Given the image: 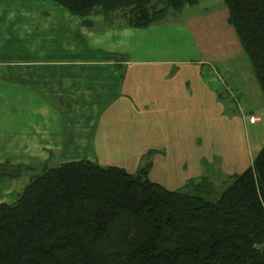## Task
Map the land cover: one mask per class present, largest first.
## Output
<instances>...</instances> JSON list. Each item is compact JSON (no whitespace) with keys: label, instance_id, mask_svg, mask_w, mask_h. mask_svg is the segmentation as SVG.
Here are the masks:
<instances>
[{"label":"crops","instance_id":"crops-1","mask_svg":"<svg viewBox=\"0 0 264 264\" xmlns=\"http://www.w3.org/2000/svg\"><path fill=\"white\" fill-rule=\"evenodd\" d=\"M40 1L0 6V57L10 60L0 59L8 69L0 75V202L16 199L35 166L83 158L131 173L151 161L153 181L166 176L177 184L207 176L201 162L209 158H226L222 170L236 172L234 145H225L234 133L223 126L255 116L258 105L239 107L238 94L250 95L243 83L264 103L239 46L218 42V52L231 53L226 59L163 56L162 19L140 28L98 13L86 24L68 10L34 6ZM203 16L187 19L201 24ZM192 158H199V170ZM2 164L27 167L3 176Z\"/></svg>","mask_w":264,"mask_h":264},{"label":"trees","instance_id":"trees-1","mask_svg":"<svg viewBox=\"0 0 264 264\" xmlns=\"http://www.w3.org/2000/svg\"><path fill=\"white\" fill-rule=\"evenodd\" d=\"M86 19L103 13L144 28L199 0H53ZM264 94V0H224ZM1 165L17 176L26 165ZM87 158L46 167L0 202V264H264V145L215 199L212 180L170 189ZM207 187L206 195L200 193Z\"/></svg>","mask_w":264,"mask_h":264},{"label":"rangeland","instance_id":"rangeland-1","mask_svg":"<svg viewBox=\"0 0 264 264\" xmlns=\"http://www.w3.org/2000/svg\"><path fill=\"white\" fill-rule=\"evenodd\" d=\"M19 1L21 0H0V6H2V8L4 9L13 6ZM40 2H41L40 5L34 3V6L36 7L40 6L39 8L42 7L49 12H55L58 9L67 11L66 8L55 3L53 0H42ZM215 10H217V16L216 15L213 16ZM172 12L173 13H171L167 19H162L160 21L161 23H158L160 24L158 26H161L160 28L161 41L162 43L165 42V48H163L164 51L160 52L161 55L167 56L169 52L171 53V55H174L175 57H179L181 59H189V58L197 59L200 57L219 59L220 56L226 59L228 58L227 57L228 55L229 56L231 55V53L226 55L227 53L226 51H224V49L218 52L217 43L220 42V46H223V44L224 45L235 44L236 46H239L242 52V56L245 59L247 58L246 59L247 62H250L249 58L246 55V52L244 51L239 41V38L237 37V35H235L237 33H235L236 31L234 27L228 21L229 10L224 0H200L199 4L196 5L195 7L188 6L187 9L185 10H180V11L172 10ZM198 12L204 15L203 20H201V24H197L187 19L190 16H193V14H196ZM230 28L234 31L233 35L236 36L235 38L237 39H233L231 37L232 33L230 35L229 32ZM223 34H224V43L221 42V37ZM33 36H34L33 40L40 39L39 37H37L38 35L36 36L33 34ZM46 45H44V47L48 46ZM18 47L20 46L18 45ZM34 53H38V52H34ZM136 53L138 52L132 54H136ZM17 54L18 56L23 55L22 53H17ZM34 55H39V54H34ZM24 57L25 56H21L20 58H24ZM7 58L9 57L6 58L0 57V59H7ZM6 61H10V60L7 59ZM7 71L8 69L5 67V65L0 66V75L7 77L8 75ZM245 71L248 70L246 69ZM243 85H244L243 90H245L247 93V89H248L250 95L247 94V97H249L247 99L244 94H238L239 107H246V111H249L248 109H251L250 105L253 106L258 105V106L251 110L252 113H254L256 116L255 117L254 115H252L254 119H252L251 116L252 121H249L250 116L248 115L242 119L241 126L238 125L229 126V124H224L223 126V129L229 131L231 130L234 133V137L232 140L226 138L227 143L225 145H232V144L234 145L235 156L237 157L236 160L239 163V165H237L234 169L236 171L235 173H239L243 171L248 165H250L253 162L254 158L257 156L259 150L264 145V103L263 105H261L260 100H258L257 98H255V96H253V85H249V87L246 88H245L246 84L243 83ZM227 112L230 113V109H228ZM229 140L230 142H228ZM213 150H214L213 146H210V148L208 149V153L210 154V152ZM209 159L212 160L211 163H207L206 165H203V163L201 162V165L204 166L203 175H207L208 178L212 180L210 186L211 192H207L208 197L215 199L219 196L223 188L229 185L232 182V180L229 178L231 174L229 175L225 173L224 170H222L223 169L221 166L222 161L225 160L226 158H209ZM191 160L192 163H195L194 166H197L199 170L200 168L199 158H192ZM58 164L60 163L52 164L51 166L48 167L56 166ZM13 167L14 166L8 164L6 166V170L12 171ZM44 169L45 168L41 166V164H39L34 168H32L31 171H28L27 175L31 178L32 176L42 172ZM159 181L170 189H180L187 182V181L186 182L183 181L182 183L177 184L179 179L174 178L170 180L166 176ZM206 189L207 187H204L200 193L206 195L207 194Z\"/></svg>","mask_w":264,"mask_h":264},{"label":"built area","instance_id":"built-area-1","mask_svg":"<svg viewBox=\"0 0 264 264\" xmlns=\"http://www.w3.org/2000/svg\"><path fill=\"white\" fill-rule=\"evenodd\" d=\"M252 119H254V117L252 116Z\"/></svg>","mask_w":264,"mask_h":264}]
</instances>
